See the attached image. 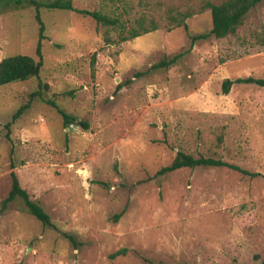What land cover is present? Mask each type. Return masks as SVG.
Masks as SVG:
<instances>
[{"label": "rangeland", "instance_id": "rangeland-1", "mask_svg": "<svg viewBox=\"0 0 264 264\" xmlns=\"http://www.w3.org/2000/svg\"><path fill=\"white\" fill-rule=\"evenodd\" d=\"M71 1L140 35L123 40L127 32L89 16L40 10L43 96L88 127H64L35 99L8 140L4 124L39 81L0 85V202L13 165L30 197L82 244L43 227L16 198L0 213V264H264V178L226 166L157 175L177 150L264 175V87L222 92L225 78H264V0L234 34L197 40L159 69L151 65L187 48L188 33L210 29L207 3L222 0ZM37 37L33 7L0 11V61L36 58Z\"/></svg>", "mask_w": 264, "mask_h": 264}, {"label": "trees", "instance_id": "trees-1", "mask_svg": "<svg viewBox=\"0 0 264 264\" xmlns=\"http://www.w3.org/2000/svg\"><path fill=\"white\" fill-rule=\"evenodd\" d=\"M262 0H222L220 3H207V7L210 11L211 16V27L209 30L199 32L195 34L188 33L190 40L189 46L181 51L170 53L165 55L163 58L151 65L152 69L168 68L179 61L187 52L190 51L193 44L197 40H205L208 38H223L227 35H232L236 32L237 28L243 23L249 12L255 8L257 4ZM23 6H31L34 8V19L38 25V37L35 47V55L30 56L27 54L17 53L4 57L0 61V85L7 84L14 81H24L31 78L38 79V84L35 90L28 94L27 101L21 104L15 112L11 115L9 121L4 124L7 129V138L9 140V128L10 125L19 118L23 112L30 107L33 100L37 99L51 105L55 108L62 117L64 127L71 124L80 125L82 128H87L88 125L83 120H77V118L62 108L59 107L57 102L52 97H44L43 91L48 90V84L41 81L40 73L43 67V55H42V41L46 38L44 33L45 25L41 18L40 10L46 9H62L72 10L83 16L91 17L97 24L102 26L111 27L117 29L120 34L127 32V35H122L123 40L133 38L140 35V32L136 29L126 30L124 22L119 16L103 12L101 10H88L77 8L73 5L71 0H0V11L9 8H20ZM180 25V23H179ZM183 28L187 30V25L182 24ZM147 30H144L146 32ZM254 83L264 87V78L262 77H237L235 79L225 78L222 81V92L227 93L234 83ZM119 88V85H118ZM198 166H226L236 171L249 176H261L259 172H252L239 167L238 165L228 163L219 158H213L204 155H195L193 153L184 152L177 150L171 162L168 165L162 166L158 171L157 175H164L168 172L180 169V168H194ZM11 170L9 176L11 179L10 189L7 195L0 202V213L4 211L9 203L19 198L24 206L25 211L35 217L41 222L43 227L53 228L57 230L63 237H65L74 248H77L81 241L77 237L67 231L60 230L51 220L50 215L46 210L36 201H34L27 190L23 188L19 182L16 172ZM121 213L114 215V219H118ZM127 248L122 247L110 254V257L114 258L117 255L125 254Z\"/></svg>", "mask_w": 264, "mask_h": 264}]
</instances>
